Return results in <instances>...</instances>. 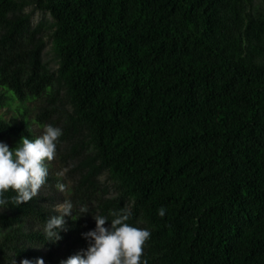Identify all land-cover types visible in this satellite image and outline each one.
<instances>
[{
	"label": "trees",
	"instance_id": "16d2710c",
	"mask_svg": "<svg viewBox=\"0 0 264 264\" xmlns=\"http://www.w3.org/2000/svg\"><path fill=\"white\" fill-rule=\"evenodd\" d=\"M25 1L55 22V73L42 62V23L15 12ZM262 5L259 14L253 0H0V107L7 93L40 103L30 121L0 118V141L34 140L30 123L60 128L74 206L55 243L44 226L58 213L41 189L0 207V264L34 248L61 264L87 249L94 216L109 227L122 209L151 233L142 264H264ZM106 170L113 189L99 180Z\"/></svg>",
	"mask_w": 264,
	"mask_h": 264
},
{
	"label": "clouds",
	"instance_id": "9594fccd",
	"mask_svg": "<svg viewBox=\"0 0 264 264\" xmlns=\"http://www.w3.org/2000/svg\"><path fill=\"white\" fill-rule=\"evenodd\" d=\"M61 135L60 128L47 125L43 134L34 140L21 137L13 150L0 142V207L9 203L18 207L39 194L48 177L45 161L50 162L55 158L56 142ZM56 188L60 192L66 190L63 183H57ZM9 190L15 195L5 196ZM73 207L70 200L56 206L58 215L49 217L44 226L48 241L55 243L61 239L58 230L64 229L65 217H73ZM165 212L164 208H160L158 215L163 217ZM80 213L78 218L87 214L88 208L81 207ZM110 215L113 219L109 227H105L109 223L107 217L94 216L95 229L82 234L89 242L87 249L61 261V264H142L143 246L151 233L128 223L132 216L130 209L113 211ZM20 264H44V260L37 258L33 262L23 259Z\"/></svg>",
	"mask_w": 264,
	"mask_h": 264
},
{
	"label": "rangeland",
	"instance_id": "374dc122",
	"mask_svg": "<svg viewBox=\"0 0 264 264\" xmlns=\"http://www.w3.org/2000/svg\"><path fill=\"white\" fill-rule=\"evenodd\" d=\"M262 6V0H253L252 9L257 13L262 14ZM15 12L26 14L29 18L31 26L33 27L38 23H42V35L45 43V47L42 52V62L48 71L55 73L59 67L60 60L59 53L55 47L53 39L55 22L47 13L35 9L34 5L30 1H25L23 4L18 5ZM60 94L67 111H70L71 104L69 98L65 94L64 89L60 91ZM6 96L7 99L3 101L4 106L0 107L1 119L11 123L18 122L19 120H21L20 113L24 112L26 113L29 121L32 120L33 113L36 111V107L40 104L39 101L30 100L25 102H18L14 97L10 96V94L7 93ZM26 125L28 126L29 124L26 123ZM29 126L32 127V130L36 134L37 138L43 134L45 125L38 127L35 125V123H30ZM0 142L6 144L10 150H13L16 148L20 141L15 139H5ZM90 147L92 146L90 145ZM60 159L61 158L56 152L55 158L52 161H45L51 183L49 184V186H44L40 190L44 196H50L53 198L52 202L55 210L58 204L62 203L64 200H69L70 197L69 187L71 182L69 181L68 165L63 164ZM99 180L103 185L108 186L110 189H113L118 183L117 176L109 170L104 171L99 176ZM57 183H63L66 186V190L64 192L58 191V189L56 188ZM111 195L114 194L112 193ZM44 255L45 250H43L42 248H34V255L27 259L32 260L33 262L37 258H42L44 260Z\"/></svg>",
	"mask_w": 264,
	"mask_h": 264
}]
</instances>
